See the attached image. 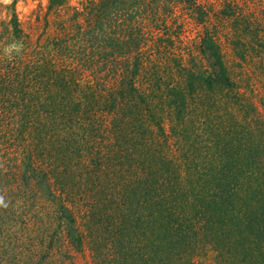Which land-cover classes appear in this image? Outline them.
<instances>
[{"label": "trees", "instance_id": "16d2710c", "mask_svg": "<svg viewBox=\"0 0 264 264\" xmlns=\"http://www.w3.org/2000/svg\"><path fill=\"white\" fill-rule=\"evenodd\" d=\"M208 2H190L186 57L137 17L119 30L118 0L44 40L0 20V264H264V100L247 94L264 99V0L207 29Z\"/></svg>", "mask_w": 264, "mask_h": 264}, {"label": "rangeland", "instance_id": "374dc122", "mask_svg": "<svg viewBox=\"0 0 264 264\" xmlns=\"http://www.w3.org/2000/svg\"><path fill=\"white\" fill-rule=\"evenodd\" d=\"M90 1L91 0H57L54 3L55 5L49 8L48 0H10V2L8 3H5L4 0H0V20L3 18H8L7 16H11V12H13L20 26L23 28V31L27 32L30 35L32 41L35 36H40L41 39L44 40L46 37L49 38L65 30L70 31V34H75L76 32H78V28H80L78 24H83L82 17L86 16V13L88 14L90 12V8H88L90 7ZM159 1L164 2L165 10L164 8H162L161 11L163 13H161L160 11L158 15L155 12L156 16L154 15V11L150 9V7H146L145 11L141 10L139 7L131 8L132 4L129 0H118L119 3L115 4L114 6H108L106 8V11L112 12L117 7H119L118 9H120V11L122 10V8H126V11L122 12V14H120L118 10L115 14L120 18V20H122V23L118 25L119 30H121L123 26L131 22L129 18L135 20V17H137V23H139L142 30L146 32H159L160 36L163 39L162 44L165 45L163 53L167 55L168 58H170L172 54H181L182 57H186V52L195 49V47L197 46L204 28L196 21H193L192 18H189V6L192 0ZM195 1L197 4L202 6L203 0ZM208 1V4L211 5L207 9L208 15L204 24L205 28L207 29L211 27L210 23H212L213 17L216 16V13H218L219 10H230L229 6H227V2L231 0ZM236 1L240 4L239 9H241L243 13H247L248 9L246 2L248 0ZM148 2L149 0L147 1L148 6L152 5ZM173 2L178 3L174 5ZM249 7L251 12L258 13L259 15V9L261 7H258V3H255L253 6L249 5ZM233 8L234 11L237 10V8H235L234 6ZM137 10L140 13H137ZM263 10L264 9H262V11ZM92 12H95V9L93 7L91 13ZM104 15H107V12H104ZM228 26L230 25L217 24L216 28H220L218 33H220L222 29L224 30V28H227ZM135 28L133 29V31L135 30ZM147 43L152 44L151 39L148 40ZM247 94H250V96L257 98V100H264L259 99L258 95H255L256 92H247ZM259 110H261V107L259 108ZM49 252L50 251L48 250L43 251L41 256H48L47 254ZM73 254L74 260L78 264H83L87 260V251H84V253L82 254L84 257L80 256V254L76 252H73ZM211 256V252L205 253L201 258H197V264H211Z\"/></svg>", "mask_w": 264, "mask_h": 264}, {"label": "clouds", "instance_id": "9594fccd", "mask_svg": "<svg viewBox=\"0 0 264 264\" xmlns=\"http://www.w3.org/2000/svg\"><path fill=\"white\" fill-rule=\"evenodd\" d=\"M5 3L10 2V0H4ZM12 47H16V45H13ZM10 50V49H9ZM18 50V49H17ZM4 204L3 197H0V205Z\"/></svg>", "mask_w": 264, "mask_h": 264}]
</instances>
